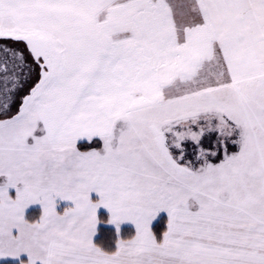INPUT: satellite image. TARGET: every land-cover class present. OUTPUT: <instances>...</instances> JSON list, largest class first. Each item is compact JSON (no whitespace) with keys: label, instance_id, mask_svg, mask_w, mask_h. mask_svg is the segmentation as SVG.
<instances>
[{"label":"snow or ice","instance_id":"1","mask_svg":"<svg viewBox=\"0 0 264 264\" xmlns=\"http://www.w3.org/2000/svg\"><path fill=\"white\" fill-rule=\"evenodd\" d=\"M0 264H264V0H0Z\"/></svg>","mask_w":264,"mask_h":264}]
</instances>
